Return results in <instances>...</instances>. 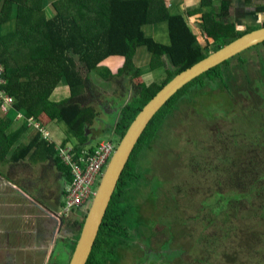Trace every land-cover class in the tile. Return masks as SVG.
<instances>
[{"label":"trees","instance_id":"1","mask_svg":"<svg viewBox=\"0 0 264 264\" xmlns=\"http://www.w3.org/2000/svg\"><path fill=\"white\" fill-rule=\"evenodd\" d=\"M244 1L245 5L252 3V0ZM211 2V0H200L197 10L186 14L192 15L205 11L201 15L202 24L199 26L206 38L212 41L213 47L210 52H214L248 31L236 30L235 25L238 22L228 14L231 3L229 0L221 1L218 12H211ZM163 3V0H57L54 2L55 15L47 18L44 10L45 0H5L0 14L1 22L6 23L12 20L14 5L18 6V11L17 17L14 19L15 34L11 37H0V63L4 68L1 73L0 88L13 96V103L9 111L0 113V165L7 162L17 163V161L26 160L35 162L37 159H50L65 173L67 182L71 183L73 179L71 167L62 160L59 149L65 148L69 142L75 159H78L85 153H92L97 147V145L93 147L85 145L89 140L86 127L94 122L98 112L93 105L82 104L81 100L83 99L74 95L80 86L88 85L90 81L88 75L83 77L78 63L85 71L90 72L97 69L102 62L110 57L120 56L123 58V63L119 67L118 74L130 75L132 79H135L141 77V68L137 67L134 62L139 48H145L151 54L153 58L151 65L161 63V58L166 60V77L162 81L152 82L141 78L135 95L120 109L119 118L113 129L114 136L113 133L110 136L111 130L109 133L107 131V136L110 137L107 141L117 145L139 111L166 82L178 72L205 58L210 53L206 51L208 47L197 41L184 14H171L167 9H164L163 21L166 22L168 44L163 45L147 36L144 27L151 21H159L155 20V16L160 12L153 11V9L161 7L160 4ZM261 26H264V19L259 27ZM256 28L258 27L254 29ZM18 39V43H13ZM260 44L264 46V42ZM229 60L208 69L185 84L154 115L139 139L120 178L117 190L111 197L86 264H104L100 262V253L108 257L111 254L112 258H117L121 252L117 251L118 246L130 245L129 237L133 236L134 230L143 240L150 238L146 244L147 247L153 243L154 235H157L155 232L160 233V231L157 228L150 230L152 237L140 235V229L135 225L137 215L132 211L140 204L134 202L130 195L133 186L139 187L134 183V181L140 180L139 169L143 171V175L150 170V168L144 169L138 166L136 160L141 158L160 139V134L167 128L165 127L166 121L175 114L178 107L184 102L186 103L185 97L196 96L198 93L197 97L201 99L200 104L208 103L212 98L217 99L219 103L227 104L229 102L230 97L223 90H230L232 78L236 80V76L221 67V65L229 63ZM241 63H243L242 60ZM108 74L112 75V72L108 70ZM61 81L70 86L73 94L70 98L59 102L51 101L50 95ZM205 85H208L209 89L205 88ZM214 89L218 91V95H213ZM92 91L90 90V93ZM238 92H242L241 95L249 99L259 95V92L264 93V83L261 82L257 93L245 91L243 87L241 89L237 87L235 93ZM251 103L248 105L251 106ZM242 111L243 109L241 113ZM18 112L23 113L24 118H17ZM255 112L257 111L251 112V107H249L247 115L245 114L244 117L235 115V118L232 117V119L248 122L247 117ZM259 118L253 122L250 121V123H254L256 128L260 124V130L264 131ZM54 119L59 122L63 121L68 126L69 136L61 147H57L55 141L51 142L44 138L42 130L36 131L38 130L36 123L43 127ZM29 128L36 132L33 133L32 138L30 137L31 139L23 143L21 136L26 134ZM240 130L241 133L236 134L234 130L225 131L220 135L216 134V137L213 138L211 142L213 149L210 152L216 161L214 169L203 166L205 164L199 161L204 159H199L198 162H195L192 170L202 179L203 171L206 174V179L213 181L212 187L208 185L207 188V190L212 189L213 192L209 198L200 200L201 207L198 214L191 219L194 228L191 236L192 241L194 240L193 245L195 244L202 252L207 245L209 246V264L212 260L210 259L211 255L216 258L215 252L218 258L224 256L226 264L234 262L233 258L237 252H240L242 256L244 254L252 258L256 256L258 261L251 260L252 264H258L264 260L263 252H260L259 256L256 255L257 250L264 246V231L260 230L257 225L250 228L246 224L244 227L235 224L238 219H244L240 213L244 215L247 212L248 215V211L244 210L249 208L252 210L250 214L254 213V215L257 209L260 210L258 224L264 222V132L261 139L259 136L252 139L245 132L247 130L243 127H240ZM251 135L255 136L253 133ZM171 146L172 143L168 147L171 148ZM209 161L206 159V162ZM182 164L184 167L187 166L185 162ZM223 164L226 169H223ZM155 179L158 180V178ZM168 184H170L168 198L172 200L167 197L162 200L159 196L153 202L156 208L158 205L162 206L165 215L179 213L180 218L177 222L179 223L177 231L179 240L180 235L185 236L189 232L180 230L181 224L187 227L181 221L184 212L174 207L175 204L172 202L173 196L178 194L180 189L170 182ZM160 186L165 189L163 182H160L156 188ZM156 188L155 191H157ZM147 196L149 199L153 197L149 190ZM123 197H127L128 203L122 204ZM257 201L260 202V206H257ZM243 206H247V208L242 209ZM220 213L224 218L218 219L219 221L215 220L214 218L218 217ZM245 219L249 220L247 217ZM124 220L128 221L125 223ZM125 224L130 225L126 227ZM233 228H237V230L234 231ZM106 229H111L115 235L110 233L106 239L104 237ZM213 229L214 232L209 234V230L213 231ZM241 234L247 237L246 244L243 246L238 239ZM226 236L227 242L220 246ZM169 237V240L162 239L155 249H160L162 243L168 248V245L174 242L171 232ZM75 239L76 235L71 243H74ZM234 241H237L238 247ZM105 245L115 246L117 254L112 252L111 247L103 250ZM66 246L70 249L74 248V245L70 246L67 243ZM173 252L171 251L170 254ZM160 257L161 254H152L149 260L150 262L158 261ZM198 259L194 260L202 262L201 259V261Z\"/></svg>","mask_w":264,"mask_h":264},{"label":"rangeland","instance_id":"2","mask_svg":"<svg viewBox=\"0 0 264 264\" xmlns=\"http://www.w3.org/2000/svg\"><path fill=\"white\" fill-rule=\"evenodd\" d=\"M221 1L222 0H213L210 6L212 5L219 6L221 5ZM259 1L263 2L264 0H259ZM253 2H255V0H253ZM190 7L192 8L191 12H194L198 8V7L194 8L195 6H190ZM213 7L211 8L212 11H214ZM218 9L220 10L219 7ZM242 9L244 8H241L240 6L236 5L235 0H233L231 7L229 6L228 14L229 16L234 18L238 22V24L244 25L245 24V21L243 20L244 17L241 16L243 15ZM204 13L205 11L199 12L198 14L203 15ZM201 24L202 22L199 19L198 22L196 23V28L199 31L201 37L198 34L195 36L196 39L200 42L202 41L199 39L200 38L204 39L205 36V34L200 29L199 25ZM207 26H209V24H207ZM147 29L148 28H146V30ZM212 47L213 44H211L206 51L210 52L212 50ZM152 59H150V62L148 64L144 62V65L141 66V74L146 79L147 82L162 81V79L166 77V72H167L166 60H162L163 63L161 64V66L157 67L155 63L151 65ZM241 60L243 61V63H241ZM110 66L116 68V65L106 62V63H102L98 67V69L100 72H106V67H110ZM221 67L223 70L224 68H226L231 75L236 76V80L232 78L233 82L230 83V90L229 91L223 90L227 93L228 97H230L231 101L229 100L227 104L224 102L219 103L217 99L212 98V100H210L208 103L200 104L201 99L197 97L198 93L196 94V96L190 95L189 97H185L184 100L186 101V103L184 102L180 107H178L175 114L173 116H170L166 121L165 127L167 128L165 131H162V133L160 134V139H158L154 143L152 148H149L141 158H138L136 160L138 166H141L144 169L150 168V170H148L147 173L143 175V171L139 169L141 174L140 180L134 181L135 185H139V187L133 186V188L131 189L130 195L132 197V200L137 204L140 203L139 204L140 206L145 201V203L147 204L145 210L150 211L153 206L152 202L154 201V199L157 200L159 196L162 198V200L166 199V197L167 199H170L168 198L169 196L168 192L170 191L169 190L170 184H168V182L177 185L180 191L178 194L173 196L174 199L172 202L175 204L174 207H177L179 211L182 210L184 212L181 221L184 222L187 225V227L181 224L180 230H188L189 232L185 236L180 235V239L178 240L177 231L179 229V223L177 222L180 218V215L179 213H170L169 215H165L161 205H158L157 208L154 207L153 213L150 214L151 217L150 220L146 219V222L151 221L152 223V224L150 223L151 225H145L143 223L144 219L139 221V223L135 222L136 227L140 229L139 234L142 235L143 237H147L148 235L152 237V234H150V230L154 228H157L158 231H160V233L155 232V234L157 235H154L155 237L153 243H150L148 245L150 246L148 247V249H150V252L154 251V249L157 247V245L162 239L164 241L169 240L170 232L171 235L174 236V238L172 239L174 242L170 243L168 245V248L166 247V245H163V243L160 244L159 248L161 249V253H160L161 257L156 263L154 260L150 262V264H201V263L209 264V260H208L209 246L207 245V247L202 252V250L197 248L195 244L193 245L194 240L192 241L191 236L194 228L192 226L193 221L191 219H193V217L198 214V211L201 207L200 200L206 199L207 197L209 198L211 192H213L212 189L207 190L208 185L212 187L213 181L211 179H206L207 178L206 174L203 171H202L203 179L199 174H194L192 172L194 164L195 162H198L197 160L204 159L203 161H199L202 164H205L203 166H207L211 169L215 168L214 164L216 163V161L214 159V155L210 151L213 149L211 142L213 138L216 137V134L220 135L221 133L230 130H234L235 134L241 133L240 127L241 128L243 127L245 130H247L245 132L248 133L252 139L256 137L258 138V136L261 139L263 135L264 131L260 130V124L257 125L256 128V125L254 123H250V121L253 122L254 120H257L258 117H260L259 118L260 123L263 124L262 126L264 128V93L261 94L259 92V95L261 96L257 95V96H252L249 99H246L244 96L241 95L242 92L235 93V89L237 87H239V89L243 87L245 91L249 90V91H254L256 93L258 92V87L259 88L261 87V82L264 83V77H263L264 46H262V44H259L252 48H249L244 52L238 54L234 58H231L229 60V63L221 65ZM91 75L94 78V74L91 73ZM103 84H105L106 86H110V83L108 82H103ZM100 86L103 87L102 84H100ZM205 88L209 89V86L205 85ZM111 92H114V89ZM213 92H214L213 95L214 94L218 95L217 94L218 91H216L215 89L213 90ZM74 95L78 96L79 94L75 93ZM194 102L196 103V105ZM248 103H251V106L248 105ZM249 107H251V112L253 110L257 112L247 117L248 122H239L237 120L232 119V117L235 118V115L238 117H244L245 114L247 115L249 113ZM242 109L243 111L241 113ZM16 117L24 118L23 113L21 112H18ZM58 123H56L54 126H59L62 128L64 133L62 132V130L61 132L66 137L65 138L66 140L67 137L69 136L67 132L68 126L64 123H59V124ZM37 129L38 130L36 131L41 130L39 129V127H37ZM43 129L44 127H42V130ZM256 129L258 130L256 131ZM45 130L49 132V130H47L46 127ZM252 133L255 134V136L251 135ZM71 137H73L72 134ZM55 143L57 147H61L63 142L62 141L58 142L55 140ZM171 143L172 146L170 148L168 146ZM67 147H69L68 143L67 145H65V148ZM206 159H209L210 161L206 162ZM182 162H185L187 166L184 167ZM223 169H226V166L224 164H223ZM1 171L5 172V169ZM155 178H158V180ZM98 182L99 180L97 181V184ZM160 182H163L165 189H163L161 186L156 188L160 184ZM96 187L97 185L94 186L93 190L96 189ZM155 188L157 189V191H155ZM148 190L149 193L151 192V195H153L151 201L147 196ZM156 192H158V194H156ZM122 199H123L122 204L128 203L127 197L125 198L123 197ZM148 200L151 203H149ZM259 204L260 202L257 201V206H260ZM140 206H138V211H140L139 209ZM245 208H247V206L242 207V209ZM83 210L85 212L87 211V208H84ZM244 211H248V215L246 214L247 212L244 213V215L240 213V215L243 216L244 219L243 220L238 219L235 224H238V226L240 227H244L246 224V226L250 228L255 227L257 225L259 226L260 230L264 231V222L262 223L260 222L258 224L260 218L259 216L260 210L257 209L255 215L254 213L250 214L252 211L250 210V208L245 209ZM145 216H146V212H145ZM246 217L249 218V220L245 219ZM221 218L223 219L224 217L221 216L220 213L218 217L214 219L219 221L218 219ZM233 230L235 231L237 230V228H233ZM256 231L259 232L258 229H256ZM161 232L163 236L161 235ZM212 232H214V229L213 231L209 230V234ZM137 233L138 232L137 231L135 232V230L132 232L133 236L129 237V240L131 242L136 240L137 237H141ZM238 239L239 242L242 244V246L246 244L247 237L245 235L244 236L243 234L239 235ZM149 241L150 238L149 240L145 239L146 244H148ZM22 242L24 243L25 246L27 245L25 236H23ZM226 242H227V236L225 237L224 241H221L220 246L222 244L224 245ZM234 244L238 247L237 241H234ZM200 246H202V244H200ZM130 248L136 249L137 244L134 246H130L129 249ZM176 248L177 250H175ZM169 249L172 252L175 250V253L173 252L172 254H170ZM156 250L158 251V249H155V251ZM260 252L264 253V246H261V248L257 250L256 255L259 256ZM214 256L216 258H214L213 255H211L210 259L212 260L210 261V264H226L224 256H219L218 258L216 252ZM195 258H199L198 261L202 260V262L195 261L194 260ZM12 259L15 260L16 257H12ZM233 260L234 262L231 264H252V262H250L251 260L258 261L256 256L255 258H252L251 256H246L245 254L242 256L240 252H237ZM124 262L127 263L126 261ZM258 264H264V260Z\"/></svg>","mask_w":264,"mask_h":264},{"label":"crops","instance_id":"3","mask_svg":"<svg viewBox=\"0 0 264 264\" xmlns=\"http://www.w3.org/2000/svg\"><path fill=\"white\" fill-rule=\"evenodd\" d=\"M55 1H57V0H45L44 10H45L47 18H51L53 15H55V10H54L55 9L54 8V2ZM163 1H164V3L160 4V5H162L161 7L157 8V9H153V11L158 10L160 12V14L155 16V20H159V21H156V22L151 21L147 26L144 27V31L148 37L153 38L156 42L161 43L163 45H166L169 43L166 22L163 21L164 16H165L164 15V9H167L171 14H179V13L184 14L188 19V25H189L191 31L193 32V34H195V35L198 34L200 36V33L196 28V23L198 22L199 19L201 20V17H200L201 14H192V15L186 14L188 12H191L192 8L190 6H195L194 8H197L200 0H163ZM211 1H213V0H211ZM229 1L231 2V0H229ZM4 3H5V0H0V14L3 10ZM168 5H169V7H168ZM251 5H253V3H251L247 6H251ZM183 6H185V7H183ZM213 6H211L210 9L213 7L214 11H212V9H211V11L212 12H218L219 6L218 5H213ZM188 7H190V8H188ZM13 8H14V10L12 13V20L11 21L3 23V22H1L2 19L0 18V37H4V36L11 37L15 34V21H14V19L17 17L16 15H17V11H18V6L14 5ZM146 28H148V29L146 30ZM202 39L201 38L199 39L202 42H200L198 40L197 41L199 43H203L204 46L207 45V47L209 48L212 41H210V39H207L205 36H204V39L203 40ZM18 42H19V39L14 41L13 43H18ZM150 59H152L151 54L149 52L147 53V50L145 48H139L137 50L136 55H135L134 62H135V65L137 67L141 68V66L144 65V62L146 64H148L150 62ZM106 62L112 63L113 65H116V68L110 66V67H106V72H100L98 68L95 70H91L89 72V71H85L83 69L82 65L80 63H78V68L83 73V77L88 75L90 78V81H89L88 85L84 84L78 88L77 94H79V95L77 97L83 99V100H81L82 104L93 105L98 112L97 117H100L98 121H95V119H94V122L92 124H89L86 127V134H87L89 140L85 145L88 147L89 146L93 147L94 145H98L102 141H107L110 139V137L107 136V131L109 133V131L111 130V134H110V136H111L113 133V129L115 127V124L119 118L120 108L123 105H125L135 95L136 90H137V85H139L141 78H142V80L146 81V79L142 76V74H141L140 78H135V79H132V77L130 75H119L118 70H119V67L123 63V58L120 56L110 57L109 59H107L106 61H104L102 63H106ZM162 63L163 62H162V58H161V63H158L156 66L160 67ZM108 70H110L112 72V75L108 74ZM87 72H89L90 74ZM91 73L94 74V78L92 77ZM103 82L110 83V86H106L105 84H103ZM100 84H102L103 87H101ZM113 89H114V92H111V91H113ZM90 90H93L92 93H90ZM72 94L73 93H72L70 86L61 81L55 86V88L52 91L49 99L51 101L59 102V101L64 100L66 98H70L72 96ZM117 106H118L119 110L118 109L115 110V108ZM0 113L3 114L4 112L1 111ZM107 121H112L115 124L111 127H108V125L106 124ZM58 122L59 121L57 119H54V120L50 121L48 124H46V126H43L44 129L46 127L47 130H49L50 133L47 131L49 136L46 139L51 141V142H53L55 140L58 142H60V141L64 142L65 141L66 137L63 134L64 132H63L62 128L59 126H54ZM59 123L66 124L63 121L59 122ZM28 125H29V123H28ZM14 127H16V125H14ZM61 130L63 133L61 132ZM34 132L35 131H33L32 128H29L27 133L23 134L21 136V140L23 141V143L28 141L29 139H31L33 137ZM113 136H114V133H113ZM95 140H98V141H95ZM86 149H89V148H86ZM86 151H88V150H86ZM9 167H11V169L14 171V175H13L14 179L13 180L15 182H19V181H21V179L26 177L20 173L21 171L16 172L15 169H18V170H19V168L23 169V170L29 169V171H31V170L38 171L40 169H42V170L44 169L47 172V175L44 177V182H50V181H52V179L57 180L58 183H60L62 185V189L64 191V194H65L66 189L70 185V183L67 182V178H66L65 173L62 172V170L58 168L57 164L50 159H47V160H44V158L43 159H37V161H35V162L30 161V160H26V161H22V162L17 161V163L7 162L6 164L0 165V172H3L1 170L5 169V172L8 173ZM31 172H33V171H31ZM1 179L2 178H0V197L2 198V195H5L10 200L12 198L11 197L12 194L11 195L7 194L8 191L5 193L7 187H6V184L2 182ZM10 184L13 185V183H10ZM48 187H49V189L47 190V193L49 195H51L50 194V185H48ZM18 188H20V187H18ZM20 189H22V188H20ZM23 191H24V193H22V194L27 196V197H23L25 200H29V201H35L36 200L37 196L33 192L28 191L27 189H26V191L25 190H23ZM64 197H65V195H64ZM23 198H20V199H23ZM46 199H48V200H46L45 203L49 204V203L54 202V201H51L52 198H46ZM63 201H64V198H63ZM34 204H36V203H34ZM35 245L36 244L28 247L27 249H30V250L32 249L35 251L39 248V246L36 247Z\"/></svg>","mask_w":264,"mask_h":264},{"label":"flooded vegetation","instance_id":"4","mask_svg":"<svg viewBox=\"0 0 264 264\" xmlns=\"http://www.w3.org/2000/svg\"><path fill=\"white\" fill-rule=\"evenodd\" d=\"M232 2L233 0H231V5ZM252 3L253 5L250 7H264V1L260 2L259 0H255L253 2L252 0ZM15 171H21L20 173L26 177L19 182H15L13 180L14 171L11 167L8 168V173L0 172V178H2L1 180L6 184V187L10 183H13V185L25 191L27 189L33 192L37 197L35 201L25 200L24 198H11L9 200L5 195H2V198L0 197V264H59V259L57 258L59 249L56 246L61 241L63 242V246L67 247L66 241L73 240L72 238L77 234V228L80 222L79 217H83L85 212H70L69 214L62 212L63 198L65 195L62 185L54 179L50 182H44V177L47 175L44 169L38 171L31 170L33 171L31 172L29 169L23 170L19 168V170L15 169ZM48 185H50L51 195L47 193L49 189ZM46 198H52L51 201L54 202L49 203V205L45 203L48 200ZM149 200L151 201V199ZM150 201L149 203H151ZM144 203L145 201L141 206L138 205L140 206V211H138V208L132 211L137 215V218H135L137 223L144 219L143 223L150 225L151 221L146 222V219H151L150 214L153 213L155 203L152 202L153 206L150 211L145 210L147 204ZM124 221L126 223L128 220ZM129 225L125 224L126 227H129ZM20 233L21 236L18 235ZM110 233L114 234L111 229H106L104 237L107 239ZM23 236H25L27 242L26 246L22 242ZM144 242L145 240L142 237H137L134 242H131L132 245L128 244L124 247L119 245L117 251L121 252L115 259L112 258L111 254L108 257L100 253V262L104 264H150L149 257L152 254H160L161 249H158V251L154 249V253L150 252V249H148ZM34 244L38 245L39 248L35 251H29L31 255L28 258L27 248ZM136 244V249H129L130 246ZM110 247L112 252L116 253L115 246L112 245L103 246V250L109 249ZM15 256L18 257L19 261L12 259ZM155 261L157 262V260Z\"/></svg>","mask_w":264,"mask_h":264},{"label":"water","instance_id":"5","mask_svg":"<svg viewBox=\"0 0 264 264\" xmlns=\"http://www.w3.org/2000/svg\"><path fill=\"white\" fill-rule=\"evenodd\" d=\"M235 4L244 8L242 9L243 15L241 16L244 17L243 20L245 21L244 25L236 23V30H247L248 32L231 41L222 48L211 52L199 62L194 63L175 74L143 106L129 125L125 135L119 139V142L115 145V148L101 174L87 211L83 217H79L80 225L77 228V234H75V242L71 243L73 240L66 241L68 245H74V248L70 249L68 247H64L63 242L61 241L58 243V246H56L59 249V254L57 255L59 264H86L111 197L117 189L120 178L131 158V155L154 115L162 108L166 101L180 88L198 75L220 63L225 62L226 60L233 58L241 52L264 42V26L259 27L264 19V7L247 6L245 5L244 0H235ZM255 27L258 28L254 29ZM117 109L118 106L115 110ZM99 118L100 117L96 116L95 121H98ZM106 124L108 127H111L115 123L107 121ZM5 192L9 195L12 194L11 197L14 199L27 197L22 194L24 193L22 189L12 184L7 186ZM18 235L21 236V233ZM35 246L38 247V245ZM27 251V257L29 258L31 255V252L29 251L34 250L27 249ZM15 257L19 261L18 257Z\"/></svg>","mask_w":264,"mask_h":264},{"label":"built area","instance_id":"6","mask_svg":"<svg viewBox=\"0 0 264 264\" xmlns=\"http://www.w3.org/2000/svg\"><path fill=\"white\" fill-rule=\"evenodd\" d=\"M3 65L0 63V84L2 82L1 73ZM13 103V96L7 94L0 88V110L7 113ZM36 127L42 130L39 123ZM44 138H48V132L42 130ZM115 145L108 141L100 142L96 149L89 154H83L75 159V154L70 147L59 149L62 160L71 167L73 179L65 191V197L62 204V212H81L88 208L90 201L95 193L94 186L100 180L105 165L111 156Z\"/></svg>","mask_w":264,"mask_h":264},{"label":"clouds","instance_id":"7","mask_svg":"<svg viewBox=\"0 0 264 264\" xmlns=\"http://www.w3.org/2000/svg\"><path fill=\"white\" fill-rule=\"evenodd\" d=\"M210 53H211V52H210ZM210 53H209V54H210ZM85 212H86V211H85Z\"/></svg>","mask_w":264,"mask_h":264}]
</instances>
